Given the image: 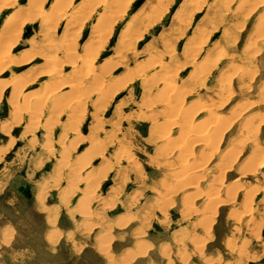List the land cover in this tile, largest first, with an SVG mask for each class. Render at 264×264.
Listing matches in <instances>:
<instances>
[{"label": "rangeland", "instance_id": "1", "mask_svg": "<svg viewBox=\"0 0 264 264\" xmlns=\"http://www.w3.org/2000/svg\"><path fill=\"white\" fill-rule=\"evenodd\" d=\"M53 1L47 0L44 8L49 9ZM85 1L74 0L70 11L81 8ZM27 2L18 0L13 8ZM125 2L129 5L127 15L110 35L104 55L97 61L99 66L116 52L120 34L133 15L147 20L155 9L170 3L168 12L159 20V27L145 26V36L126 49L122 61L130 71L118 69L109 80L115 84L125 81L130 72L134 79L124 82L107 104L99 103L96 96L88 98L89 88L85 86L87 94L82 97L81 110L74 107L63 110L52 104L44 110L35 107L32 113L36 109L41 112L39 119H30L27 111L9 135L0 131V264H264V36L260 37L259 46L243 54L248 41L257 37L254 32L258 19L264 15V0H237L231 4L224 0H204L197 9L192 4L185 5L187 11L180 20L175 11L185 0ZM101 10L94 13L80 38L75 40L80 57H85L91 29ZM12 11L11 7L0 9V29L5 16ZM42 19L28 25L26 34L11 47V58L21 61L42 54L8 66L0 76V80H27L26 95L46 91L54 81L48 76L49 66L45 62V56L53 53L54 47L47 46L59 47L66 25L63 21L61 28L51 25V30L44 31ZM205 39L208 42L202 44L203 51L194 58L191 46ZM168 50H173V54L163 61L164 67L156 78L168 79L163 75L164 70L168 71L184 101V109L191 108V104L196 107L200 102L221 100L225 103L216 112L230 120L229 116L237 114V110L249 109L247 113H238L220 142L215 141L218 144L215 155L203 161L199 155L203 150L195 151L196 162L205 164L201 166L203 176L196 179V186L185 182L190 178L176 182V175L165 163V141L170 140L171 145L173 141L179 143L183 139L180 128L163 127L161 130L169 131L166 140L152 136L150 116L163 106L156 105L152 113L142 111L146 103L156 101L162 85L144 87L139 72ZM215 52L219 67L207 77L199 76L195 68L200 59ZM60 59L67 62L64 56ZM62 65L60 73L69 80L73 77L70 65ZM242 66L250 69L249 77L243 82L246 86L240 83L243 77L237 73ZM223 75L230 76L232 81L228 91L221 92L218 87ZM79 90L61 87L57 93L60 91L70 99L82 93ZM12 91L11 86L7 88L0 101L1 124L13 120L9 101ZM118 112L128 119L120 120ZM205 114L198 115L194 121L202 122ZM248 116L259 125L254 140L258 143L256 149L252 138L241 143L235 138ZM163 118L159 117L157 122L163 124ZM32 125L35 128L28 130ZM118 131L126 140L119 133L113 134ZM128 153L134 156L138 168L121 157ZM178 153L170 154V161L181 160V156L176 157ZM256 153L260 156L255 160ZM156 191L168 196L162 198ZM212 194L218 197L215 204L208 199Z\"/></svg>", "mask_w": 264, "mask_h": 264}, {"label": "bare ground", "instance_id": "2", "mask_svg": "<svg viewBox=\"0 0 264 264\" xmlns=\"http://www.w3.org/2000/svg\"><path fill=\"white\" fill-rule=\"evenodd\" d=\"M73 1L74 0H54L52 5L49 7V9H45L44 8L45 5L43 6V4H45L47 2V0H28V2L25 5H22L21 7L19 6V8H13L17 4L18 0H0V9L2 7H9V8L11 7L13 9V11L10 12V14H7L5 16L4 23L0 29V76L6 72L8 66H11L12 64H16V63L19 64V63L26 61L28 59L29 60L32 58L36 59L37 57H39L42 54V53L39 54V56H35V55H32L30 57L27 56L25 59L23 58L21 61L19 59H17L16 57L13 59L11 58V54L13 52L11 47L13 46V48H14V46L17 44V42H19L20 39L26 34V32L28 30L27 27L29 24H32V23L38 21L40 17L43 18L42 19L43 22L41 25H42V29L44 31H49V29L51 30V27H50L51 25H53V26L55 25L56 27H60L63 21H65V24H66V25H64L65 29H64V32L61 36V42L63 44L62 43L59 44V47H57L55 45H51V44H50V46L46 45L48 48L54 47L53 53H50L49 56L46 55V53H43L46 55L45 56V62L47 64L46 66H49V69L47 71L49 73L48 76L54 79V81L50 83L49 88L46 91L40 92V90H39V92H37V93H31V94L26 95V94H24V90L26 88L25 86L27 85V82H26L27 80L24 81L25 83L23 82L22 79H14L13 77H12L13 80H10V79L9 80H6V79L0 80V101L4 97L5 91L7 90V88H9L10 86L13 88L12 95H11L10 100H9L12 103L11 104L12 105V112H11L12 115L11 116H13V118H12L13 120L11 119L12 122H10V123H4V122L2 124L0 123V131L2 133H4L5 135H7L8 133L11 132L15 123L20 124L22 122L23 116L25 115V113H28V112L30 113V115H31L30 119L31 118L32 119H34V118L39 119V116H40L39 113L41 114V112L37 111V109H36L37 113L35 115H33L34 112H36L35 110L32 113V110L35 107L44 110V108H46L48 104L49 105L52 104L54 107H60V109H63V110H67L68 108L70 109L72 107H74L73 109H75L76 111L81 110L80 108H82V105H81L82 97H84V96L86 97V94H87V92H85V90H84L85 86H87L89 88L88 89L89 93H88L87 97L91 99L92 97L96 96V98H97L96 100L101 104H107L112 99H114L115 94H113V93H115L120 88H123L122 85L126 84V83L124 84V82H129L130 80L134 79L132 73L130 72V73L126 74L127 78H125L126 79L125 81H119L118 83L116 82V84H115V83L111 82L112 80L111 81L109 80L111 78L112 74L118 69H125V71H130V70H128L129 67L127 65H125L122 61V59L125 57V54L127 51L126 49L127 48L130 49L129 48L130 45L133 47L135 45V40L139 41L145 36V33L147 32V30L143 31V28L145 26H147L148 29H150V27H152V26L159 27V25H158L159 20L162 18L163 15H165V12L169 9L168 6L171 3L169 1L170 3H168L167 6H164L161 8H159L157 6L159 9L154 8L155 10H154L153 14L149 15L146 18L147 20H140L138 18L139 16L137 14L133 15L132 19L128 22V24H126L125 28L122 30V32L120 34V39H119V42L117 44L116 52L114 54H112L107 60H105L99 66L97 64V61L104 55L103 52L105 51L106 47L109 44V38H110V35L112 34L114 28L119 23H121L124 20L125 16L127 15L129 5H127L128 3L125 2V0H113V1H115L113 3L112 2L110 3L109 0H86L83 3L84 5L81 8H77V10L70 11L71 6L73 5ZM201 1L204 2V0H185L184 5H182L180 8H178L175 11V16L179 20L182 19V15L184 14L185 11H187L186 6H188V4H190V5L192 4L193 7L195 6L197 9L201 6V3H200ZM224 1H225V3L229 2V4H231L233 2H236L237 0H224ZM241 4L242 3H240L239 6ZM163 5H166V4H163ZM190 5L188 7H190ZM262 5H264V4H262ZM78 6H80V5H78ZM227 7L229 8V6H227ZM237 8L240 9V7H238V6H237ZM98 9H102V10L98 13L97 22L94 24L93 28L91 29V34L89 36L90 42L88 41L89 43L86 45L85 57H80V55L78 54V52L76 50L77 46H76L75 40H76V38L77 39L80 38V35L82 34V31L84 30V28H86L88 21L92 18L94 13L98 11ZM192 9L196 10L195 8H192ZM186 13H188V12H186ZM190 15H192V14H190ZM263 16L261 18H259L257 23H256L257 24V27H256L257 30L254 32V35H257V37L255 36L254 40H252V38H251V40L248 41L249 43L246 44L245 53H243L244 55H246L247 54L246 52H248L252 48H254V47L256 48L259 41L261 40L260 37L264 36V17ZM184 18H185V16H184ZM177 23H178V20H177ZM240 24H242V23H240ZM179 26H181V25H179ZM72 29H74V32L70 33V31ZM172 32H175V31H172ZM44 35L46 37V34H44ZM161 35L163 36V33H161L160 36ZM198 35L200 36L199 33H198ZM198 35H196V36H198ZM207 35H209V34H207ZM48 37H50V36H48ZM162 39H163V37H162ZM49 40H48V42H49ZM207 40L208 39H205V40L198 42V43L196 42V44H193L191 46L190 53L193 55L194 58L197 57L203 51V49H204L203 45L204 44L206 45V43L208 42ZM46 41H47V39H46ZM196 41H197V39H196ZM66 43H67V45L68 44H70V45L65 46ZM148 44H149V42H148ZM150 44H152V43H150ZM43 46H45V45H43ZM207 50H209V49H207ZM214 51L217 52L218 49L214 50ZM216 52H215V55L214 54H208V55H206V57L200 59L201 62L198 63L199 64L198 67L195 68L196 73L199 76L207 77L210 74H212V72L219 67L218 63L216 62L217 56H218L217 55L218 53L216 54ZM221 52L222 51H219V53H221ZM171 53L173 54V50H168L167 54L160 55V56H158V54L156 53L158 58L156 57L152 63L147 65V67L144 66V68H141V71L139 72L140 74L138 75V77L140 79H142L144 87H146L145 85H147V84H148L147 86H151L152 88H153V86H156L157 84L162 85L161 89L159 91L160 95L158 94L159 97H157V92L155 93L156 97L159 99L157 100V98L155 99V97H153L156 101L154 103H152V100L149 97V100H151V103L150 104L146 103V106L144 105V109L142 111H143V113L144 112H151L152 113L153 108L156 105L163 106L162 109L156 110L157 111L156 114H154V112H153L152 116H150L151 113H150V115L148 114L151 117L150 119L152 120L151 127L149 128L152 136H155V137L157 136L161 140H164V139L166 140V138L169 136V135L167 136V133L169 131L166 132L167 130L166 131L161 130V129H163V127L167 128L168 125H173L174 127L180 128L179 129L181 131L180 135H181V133L183 134V139L180 141L177 140V141H179V143H173L174 142L173 141L172 145H171L170 140H166L165 141L166 144L163 143L164 146H166V148L164 147V149H166V153H165L166 158L165 157L164 158L167 160V161H165V163L167 162L166 165L169 166L173 170L172 173L174 175H176V182H184L186 179L190 178L191 182H188L190 180H186L185 182L187 184L195 183L194 185L196 186L195 181H197L198 178L203 176L202 172H201V169H202L201 166L205 165V164L202 163V165H200L201 162L206 161L207 159H209L211 156L215 155V153H216V150L218 148V144L215 141H218V143L220 142L223 134L225 133L227 128H229L231 126L232 120H234V118L238 115V113H241V114L247 113V112H249V109L244 110L245 108H243L242 110L240 109V111L237 110V112H238L237 114H235L233 116H229L230 118H232V120H230L227 116L226 117L228 119H226L224 117L225 115L223 116V115L216 112V111H218L219 108H221L220 106L223 103V102H221V100L218 103H216V102L207 103L206 101L200 102L198 104V106L196 105L197 108L195 106H193L194 107L193 108L192 104H191V108L188 107V109H184V107H183L184 101L182 100V97L178 93V91L176 92V90H175L176 87L171 82L172 78H171V75L168 73V71L164 70V74H163L168 79L162 78V77H160V78L158 77V79L156 78L158 71L162 70L164 67L163 61L166 58L170 57ZM219 55H221V54H219ZM61 56H64L66 58V61L70 64H68L67 62L65 63V62L61 61V59H60ZM191 60L193 61L194 59H191ZM62 63H64V65H70L69 67L71 68V70L73 72V74H72L73 77L68 78L69 80H65L66 78L63 76L62 73H60L61 67L63 66ZM189 64H191V63L189 62ZM177 65H179V64H177ZM151 66L153 68H151ZM235 66L237 67L236 64H235ZM149 67L152 69L151 72H148V70H147ZM192 67H195V66H192ZM237 69H238V67H237ZM248 69L249 68L242 66V68H240L237 72L238 74H240L243 77L241 79L240 83L242 82V85H245V86L248 85V84L243 83L249 77L248 76L249 75ZM38 75H39V73H38ZM225 75H223L221 77L222 82H221L220 87H218L221 90V92H222V90L228 91V89H229L228 86H230L229 85L230 81H232V80L229 81L230 76L228 77ZM201 77H200V79H202ZM49 81H51V79ZM61 87H63V88L67 87L69 89V91L70 90L71 91L72 90L78 91L80 89L81 91L80 90L79 91L82 93H80V94L76 93V97H74L70 94V97L72 96L74 99L73 98L66 99L65 98L66 96L64 97V94L63 95L60 94V91H59V93H57V91ZM183 90H184V88H183ZM187 91L189 92V90H187ZM147 92L148 91H146V93ZM191 92H193V91H191ZM65 94L67 95L68 93H65ZM145 96H148V95H145ZM144 101H146V99ZM224 103H225V101H224ZM224 103L222 104V106L224 105ZM118 104H119V102H117V105ZM142 106L143 105H141V109H142ZM83 108H85V106ZM61 112H63V111H61ZM165 113H170V114H165ZM202 113L207 114L206 118L202 122L196 123L194 121L195 118ZM140 115H142V114H140ZM69 116H70V113H69ZM142 116H140V117H142ZM161 116H164L163 124H161V122L160 123L157 122V119ZM72 118L74 119V117H72ZM147 119L149 120L148 117H147ZM75 120H77V119H75ZM52 121H54V119ZM78 121L81 122L80 120H78ZM257 121H258V119H257ZM37 122H38V120H37ZM34 126L33 125H32V127L28 126V130L32 131L35 128ZM257 126H259V125H258V122H256L255 118H253L252 116L247 118L245 123L243 124V126H241L242 128L240 130V133L235 137L237 143L245 142L246 140H249L252 138L253 145H254L253 148L256 149L258 143H256L254 140L257 139V135L259 133V129L257 128ZM158 128L160 129L159 131H158ZM77 134H78V132H77ZM250 134H251V137H250ZM180 135L178 137H180ZM240 145H238V146H240ZM95 146H97L96 143H95ZM241 147L243 148V146H241ZM198 148H200V150L204 151V152L202 151L203 154H202V152H200L201 154L199 153V155L200 156L202 155L201 157H203L202 158L203 161H201L200 164L198 162H196L197 158L194 156L196 154L195 151H197ZM125 150H127V149L125 148ZM157 150H159V149H157ZM161 150L164 151L163 149H161ZM175 152H179L181 154V155H179V153H178L176 157H178V156L182 157V159L179 157L181 160H178L177 163H174V162H172V160L170 161V159H169L170 158L169 155L170 154L173 155ZM123 154H124V151H123ZM258 156H260V154L256 153L255 154V160L258 158ZM121 157L122 158L125 157L127 162H131L135 168L139 167L137 165L138 163H137L136 159L134 158V156L131 153L125 154V156H121ZM125 159L123 158V160H125ZM255 160H254V162H256ZM86 162H89V161H86ZM204 170L205 169H203V172H204ZM173 178H175V177H173ZM192 179H193V181H192ZM173 181H174V179H173ZM165 182H168V181H165ZM167 184L168 183H166V186H167ZM178 184L175 187H178L179 186ZM181 187H183V186H181ZM214 189H216V188H214ZM156 192H158V191H156ZM158 195L162 198H166L168 196L167 193L162 194L160 192H158ZM215 195H217V194H214V195L212 194V196H210V195L208 196L209 201L213 202L214 204L218 198V197L216 198Z\"/></svg>", "mask_w": 264, "mask_h": 264}, {"label": "crops", "instance_id": "3", "mask_svg": "<svg viewBox=\"0 0 264 264\" xmlns=\"http://www.w3.org/2000/svg\"><path fill=\"white\" fill-rule=\"evenodd\" d=\"M190 37V36H189ZM140 106V105H139ZM117 107V106H116ZM139 108V107H138ZM138 108H137V115H136V117L138 116ZM117 116H119V118H120V120L122 119L123 121H125L126 119H128L127 117H125V115H123L122 114V117L119 115V112H118V114H117ZM139 120V119H138ZM130 121V120H129ZM140 121H142V120H140ZM121 130V129H120ZM115 133H119V137L120 138H124L125 140H126V137L125 136H122V135H124V134H121V131H118V132H113V134H115ZM150 143V142H149Z\"/></svg>", "mask_w": 264, "mask_h": 264}]
</instances>
